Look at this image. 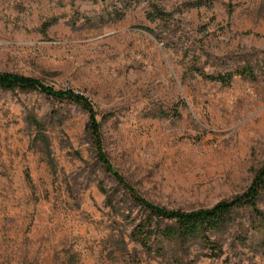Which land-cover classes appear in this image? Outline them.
<instances>
[{
  "label": "rangeland",
  "instance_id": "374dc122",
  "mask_svg": "<svg viewBox=\"0 0 264 264\" xmlns=\"http://www.w3.org/2000/svg\"><path fill=\"white\" fill-rule=\"evenodd\" d=\"M246 63L256 76L230 83L194 68ZM0 71L89 96L111 161L160 205L231 198L264 162V0H0ZM88 117L0 88V264H264L249 205L211 234L221 256L199 238L144 247L133 233L149 210L98 161Z\"/></svg>",
  "mask_w": 264,
  "mask_h": 264
},
{
  "label": "trees",
  "instance_id": "16d2710c",
  "mask_svg": "<svg viewBox=\"0 0 264 264\" xmlns=\"http://www.w3.org/2000/svg\"><path fill=\"white\" fill-rule=\"evenodd\" d=\"M211 1L201 0V2ZM129 5L128 3L127 6ZM162 13L161 11L160 14ZM194 68L205 78L218 80L223 83H230L235 74L249 77L256 76L254 67L250 63H246L236 70H228L226 72H206L198 65H195ZM17 87L24 90L36 89L58 99L69 98L80 103L87 110L89 117L85 130L90 137L98 161L120 184L131 191L138 203L149 210V216L138 223L133 233L134 238L144 247L152 248L151 238L153 235L179 240L199 238L210 247L212 256H221L224 249L218 240L212 238L211 234L226 229L233 220L232 211L245 205L251 206L254 212L256 223L253 227L260 234L261 244L264 246V210L258 203L259 195L264 190V162L258 168L247 189L231 198L221 199L211 206L193 209L170 208L160 205L139 193L111 161L104 146L98 111L89 96L75 91L73 88H56L33 75L15 71H0V88L13 90ZM161 114L167 115L168 111L163 110ZM154 217L168 219L169 222L155 226Z\"/></svg>",
  "mask_w": 264,
  "mask_h": 264
}]
</instances>
